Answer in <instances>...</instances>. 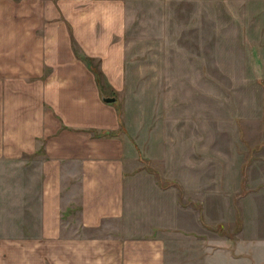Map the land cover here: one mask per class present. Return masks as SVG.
<instances>
[{
  "label": "rangeland",
  "instance_id": "374dc122",
  "mask_svg": "<svg viewBox=\"0 0 264 264\" xmlns=\"http://www.w3.org/2000/svg\"><path fill=\"white\" fill-rule=\"evenodd\" d=\"M74 1L85 10L106 0ZM115 1L122 89L103 88L101 59L70 30L74 55L99 72L120 115L125 210L110 227L161 238L166 264H264V0ZM36 153L0 159V264L36 222Z\"/></svg>",
  "mask_w": 264,
  "mask_h": 264
},
{
  "label": "crops",
  "instance_id": "0c3cea01",
  "mask_svg": "<svg viewBox=\"0 0 264 264\" xmlns=\"http://www.w3.org/2000/svg\"><path fill=\"white\" fill-rule=\"evenodd\" d=\"M58 1L0 0V159L39 151L32 161L40 174L36 222L14 243L18 257L5 263L166 264L161 238L110 227L125 210L120 115L70 46L71 30L86 56L101 59L103 88L122 89L120 2L90 1L79 10L74 0ZM46 9L54 12L46 17ZM92 9L99 14L89 16Z\"/></svg>",
  "mask_w": 264,
  "mask_h": 264
},
{
  "label": "water",
  "instance_id": "95a60500",
  "mask_svg": "<svg viewBox=\"0 0 264 264\" xmlns=\"http://www.w3.org/2000/svg\"><path fill=\"white\" fill-rule=\"evenodd\" d=\"M101 99L104 102H107V103L115 101V97L114 96H104L103 94H101Z\"/></svg>",
  "mask_w": 264,
  "mask_h": 264
},
{
  "label": "trees",
  "instance_id": "16d2710c",
  "mask_svg": "<svg viewBox=\"0 0 264 264\" xmlns=\"http://www.w3.org/2000/svg\"><path fill=\"white\" fill-rule=\"evenodd\" d=\"M84 59L87 60V61L89 62V58H88V57H84ZM93 70H95V69H93ZM95 74L98 75L99 72L95 70ZM98 81H99V80H98ZM111 96H113V95H111ZM106 133H107V132H106Z\"/></svg>",
  "mask_w": 264,
  "mask_h": 264
}]
</instances>
